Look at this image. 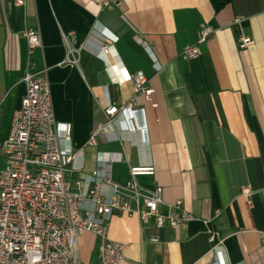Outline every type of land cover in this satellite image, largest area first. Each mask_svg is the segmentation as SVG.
Listing matches in <instances>:
<instances>
[{
  "label": "crops",
  "instance_id": "1",
  "mask_svg": "<svg viewBox=\"0 0 264 264\" xmlns=\"http://www.w3.org/2000/svg\"><path fill=\"white\" fill-rule=\"evenodd\" d=\"M119 2L101 10L93 0L24 6L0 0L2 169L1 146L26 95L24 78L45 71L56 121L70 127L72 148L83 155V170L69 176L72 182L86 190L100 162L121 154L106 177L125 183L130 168L153 166L155 174L137 182L163 188L159 213L167 216L180 203L176 213L194 217L159 229L154 220L115 214L108 239L127 246L123 264H214L216 246L229 264H264V0ZM204 24L214 35L199 45L198 58L184 59ZM28 29L41 37L32 55ZM69 33L73 39L66 42ZM241 37L252 41L246 49L239 47ZM106 44L113 48L103 55ZM70 48L81 50L77 65L66 63ZM139 72L154 93L152 102L141 96L127 114L135 131L119 115L111 134L89 145L106 108L132 99L131 77ZM243 188L252 190L250 199ZM100 248V238L84 233L78 264H101Z\"/></svg>",
  "mask_w": 264,
  "mask_h": 264
},
{
  "label": "built area",
  "instance_id": "2",
  "mask_svg": "<svg viewBox=\"0 0 264 264\" xmlns=\"http://www.w3.org/2000/svg\"><path fill=\"white\" fill-rule=\"evenodd\" d=\"M31 1L34 0H15V3L24 6ZM93 2L101 10H113L120 5L119 0ZM213 35L212 27L202 25L198 43L185 47L182 57L198 58L199 45ZM24 37L32 55L41 46L40 33L28 29ZM64 39L68 42L73 34H64ZM117 41L116 38L114 42ZM251 43L249 38L239 39L240 49ZM112 48L113 44L104 45L101 54H110ZM80 51L70 48L66 63L77 65ZM131 80L134 96L119 107L114 103L106 108V121L92 133L89 145L97 144L98 135L111 134L119 115L135 131L131 116H126L134 112L141 96L152 102L154 91L141 72ZM24 82L26 95L14 112L11 130L1 146L5 167L0 170V264H78L80 238L87 232L101 239V264H123L127 246L108 239L109 222L115 214L137 215L144 224L154 220L159 229L167 221L177 227L194 219L189 214L176 213L180 203L171 206L167 216L159 213L163 188L149 190L137 182L139 176H153V166L130 168L131 178L125 183L106 177L109 164L123 161L121 154L100 162L92 174L93 184L86 190L81 189L80 182H72L69 176L83 170V155L72 148L70 127L56 121L46 72L28 73ZM241 194L250 199L252 190L243 188ZM214 239L212 236L211 241ZM152 241H159V236H153ZM214 253V264H229L222 258L221 246H216Z\"/></svg>",
  "mask_w": 264,
  "mask_h": 264
},
{
  "label": "rangeland",
  "instance_id": "3",
  "mask_svg": "<svg viewBox=\"0 0 264 264\" xmlns=\"http://www.w3.org/2000/svg\"><path fill=\"white\" fill-rule=\"evenodd\" d=\"M0 135H3V133H0ZM3 164H4V160H3V158L0 157V170L3 167Z\"/></svg>",
  "mask_w": 264,
  "mask_h": 264
}]
</instances>
